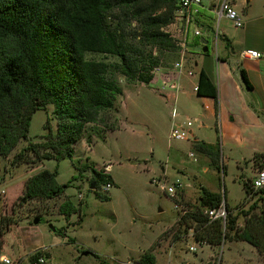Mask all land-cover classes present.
I'll list each match as a JSON object with an SVG mask.
<instances>
[{"label":"rangeland","instance_id":"374dc122","mask_svg":"<svg viewBox=\"0 0 264 264\" xmlns=\"http://www.w3.org/2000/svg\"><path fill=\"white\" fill-rule=\"evenodd\" d=\"M213 1L217 2L204 0V4ZM215 20L218 25V16ZM184 21L179 17L167 28L179 40H185L182 32ZM196 28L194 24L191 25L188 41L198 43L202 51L205 38L210 41L213 52V41L206 35L197 37ZM92 57L108 62L115 60L112 57L107 60L104 55ZM173 70L178 77L179 72L175 67L171 70L158 68L155 80L150 85L130 83L119 76L124 94L117 100L118 110L112 112L110 118L107 116L109 124L116 125V130H108L99 124L91 125L89 133L92 134V143L90 145L87 141L88 136L83 137L76 145L75 157L78 165L90 162L105 168L112 164L109 171L116 184L108 193L104 186L92 191V173L85 172L82 177L76 175L79 179L71 183L72 187L66 190V194L73 198L79 211L69 220L60 214V205L66 199L64 196L55 198L53 201L56 203L51 204L45 212L39 209L40 204L36 201H24V193L14 196L16 191L12 188V178L17 176L23 181L30 173L27 170L34 171L39 165V160L31 153L21 162L15 159L16 155L30 142L45 141V136L50 132L45 127L48 120L52 131L56 132L58 128L53 106L35 113L29 133L30 141L23 139L12 154L0 155V222L4 226V235L0 237V254L18 260L17 264H30V256L42 248L34 251L31 249L38 245L26 248L23 231L27 226H34L36 216L43 214L47 222H40L36 226L49 234L45 264H141V257L147 252L157 257V264H264V201H260L262 193L254 189L247 198L244 188L246 180L234 183L233 171L225 180L223 168L219 170L218 188L231 208L230 211L227 209L228 216L230 213L238 216L235 230H229L228 238L223 236L220 245L211 243L204 228L189 230L180 222L182 214L195 208L198 201L191 203L181 199L186 189L193 187V183H185L186 189L179 191L175 197L152 183L153 177L167 178L169 185H174L178 180L187 182L191 179L186 174H180V170L202 176L203 166H210L209 160H204L192 140H175L170 136L174 124L171 117L173 103L165 98L163 92L165 82L172 79L170 74ZM177 106L180 109V105ZM182 119L179 117L177 121ZM98 131H105L103 135L106 138H99ZM191 152L195 153L197 161L190 157ZM80 159L83 160L81 164L78 162ZM14 160L17 162L14 163ZM46 164L52 170L58 169L61 184L69 183L74 174H78L69 159L59 163L47 161ZM36 171L39 172V168ZM80 194L83 195L82 199ZM104 196H109L110 200H103L101 197ZM20 224L22 227H18ZM50 225L56 228V232ZM224 230L228 232L225 224ZM244 231L254 237L258 246L238 239L237 234ZM203 235L206 237L200 240L198 236ZM87 251L92 253L84 255Z\"/></svg>","mask_w":264,"mask_h":264},{"label":"trees","instance_id":"16d2710c","mask_svg":"<svg viewBox=\"0 0 264 264\" xmlns=\"http://www.w3.org/2000/svg\"><path fill=\"white\" fill-rule=\"evenodd\" d=\"M182 1L0 0V155L12 154L23 139L30 141L35 113L53 106L56 132L52 131L48 120L45 127L50 132L45 141L30 142L15 159L21 162L29 153L43 162L54 160L59 163L69 159L81 177L85 172L92 173L91 182L95 183L96 191L106 184H115L105 168L90 162L82 163L81 159L78 162L82 165H78L76 145L86 136L91 145V125L116 130V125L109 124L108 118L118 110L117 100L124 94L119 76L130 83L150 85L158 68L171 70L176 62L187 59L184 52L191 45L188 39L192 24L207 26L208 30L212 28L207 22L201 23V11L188 25L187 14L182 17L185 40L177 39L168 31L167 28L178 21ZM93 55L115 60H99ZM198 91L201 95L218 97L217 88L204 70L200 73ZM104 132L98 131V137L105 139ZM195 147L217 165L218 145L198 142ZM42 150L45 152L41 153ZM256 157L264 166V155ZM217 168L220 170L219 166ZM58 176L57 168H44L32 175L26 182L23 200H52L64 196L60 214L69 220L78 213L79 207L66 195V190L79 178L75 175L69 183L61 184ZM244 188L247 195L254 189L249 182L244 183ZM258 192L262 193L260 201H264V190ZM101 198L110 200L109 196ZM224 201L230 211L227 198L221 192L201 187L195 208L182 214L181 224L189 230L204 228L211 243L220 245L223 236L228 238L229 230H235L238 216L230 213L226 222L228 232H225L223 219L212 221L205 211L220 207ZM36 219L47 222L43 214L37 215ZM0 223L2 237L4 226ZM57 232L63 233L62 230ZM206 236L198 237L202 240ZM237 237L258 246L248 231ZM45 256L46 251H37L30 256L31 262ZM140 263L157 264V257L147 252Z\"/></svg>","mask_w":264,"mask_h":264},{"label":"crops","instance_id":"0c3cea01","mask_svg":"<svg viewBox=\"0 0 264 264\" xmlns=\"http://www.w3.org/2000/svg\"><path fill=\"white\" fill-rule=\"evenodd\" d=\"M224 1L217 0L208 5L204 4L201 10V23L207 22L212 28L208 30L207 26L206 28L199 26L203 33L197 37L208 36L213 41L214 51L210 50L209 40L203 41V45L208 47H203L202 51L200 45L190 41L191 45L185 51L187 59H183L186 73L176 77L173 70L170 74L172 79L165 82L166 88L163 92L165 98L177 107L180 117L183 118L178 123H184L187 119L193 120L191 128L193 137L190 140L195 145L198 142H205L218 145L220 148L217 165H214L209 156L201 154L204 160L208 159L210 162V166H203L202 176L194 172L188 173L185 169L179 171L180 174H186L193 180L184 182L193 183V187L186 189L181 198L182 201L191 203H196L200 197L201 187L213 192H221L218 188L220 171L217 166L223 168L225 180L230 171H233L234 183L237 180H246L251 183L259 171L264 170L262 161L256 157L259 154L264 155V0H228L244 22L240 28L235 27L226 16H220ZM216 16L219 18L218 25H216ZM206 48L208 50H205ZM245 50L260 52L262 57L259 59L242 57ZM203 70L217 88V99L201 95L196 90ZM189 71H192L193 75H189ZM177 104L180 105V109ZM191 158H197L195 153ZM46 162L39 161L38 167L34 169L52 170L53 168ZM110 165L111 169L112 164ZM34 171L27 170L30 173H38ZM30 173L23 181L17 176L12 178L13 187L10 186L16 191L14 196L24 193L26 182L32 176ZM14 180L18 183L13 182ZM225 196L227 197V194ZM53 200H49V202L52 201L50 204L56 203ZM36 225L38 224L27 226L23 231L25 247L38 245L31 251L41 248L48 250L49 234L47 235Z\"/></svg>","mask_w":264,"mask_h":264},{"label":"built area","instance_id":"2783aa9c","mask_svg":"<svg viewBox=\"0 0 264 264\" xmlns=\"http://www.w3.org/2000/svg\"><path fill=\"white\" fill-rule=\"evenodd\" d=\"M204 7V0H183L182 1V9H180L177 13L178 18L183 17L187 14V25L189 22L194 21V17H196L198 14H200L201 9ZM193 16V19H192ZM220 16H226L229 20H231L235 27L240 28L243 26L244 22L241 19L238 11L228 2V0H225L221 5V13ZM184 18V17H183ZM202 30L199 26H197L195 34L196 36L202 35ZM242 57H248V58H255L259 59L262 57L260 52H257L255 50H245L242 53ZM175 69L178 70L179 75H182L183 73H186V70L184 69V64L182 62H177L175 65ZM189 75H193L192 71L188 72ZM196 90H198V87H196ZM171 117L174 122L173 127L171 129V138L175 140H190V138L193 137L192 134V126H193V120L187 119L184 123H178V118L180 117L179 111L176 106H173ZM191 157L194 156V153L190 154ZM197 160V159H195ZM111 165H107L106 169L110 170ZM152 183H155V185L160 186L162 190L166 194H170L171 196L175 197L179 191H183L186 189V184L180 180H178L174 185L168 183L167 178L162 177H154L152 179ZM253 188L255 191L264 190V170L259 171L258 175L252 182ZM113 187L112 183L104 185L105 192H109ZM80 199L83 198V195H79ZM37 202L40 204L39 209L43 212L46 211L50 207L49 200H33L32 202ZM48 201V202H47ZM35 202V203H36ZM46 204V205H45ZM178 208H180L179 205H176ZM61 207V205H60ZM186 212V211H185ZM205 213L209 216V218L214 221L216 219H223L224 224L226 225L227 218H228V211H227V205L225 201L223 204L215 209H209L206 210ZM43 251H46V248H42ZM18 260H14L11 257L1 254L0 255V264H17ZM47 262V259L45 257H40L37 262L32 263L30 261V264H45Z\"/></svg>","mask_w":264,"mask_h":264},{"label":"water","instance_id":"95a60500","mask_svg":"<svg viewBox=\"0 0 264 264\" xmlns=\"http://www.w3.org/2000/svg\"><path fill=\"white\" fill-rule=\"evenodd\" d=\"M207 43V42H206ZM205 50H208V48H206ZM92 190H96L95 189V183L91 184V187H90ZM40 223V219H36L35 220V224H39ZM50 228H52L54 231H56V228L53 226V225H50ZM92 252L90 251H87L84 253V255H89L91 254Z\"/></svg>","mask_w":264,"mask_h":264},{"label":"clouds","instance_id":"9594fccd","mask_svg":"<svg viewBox=\"0 0 264 264\" xmlns=\"http://www.w3.org/2000/svg\"><path fill=\"white\" fill-rule=\"evenodd\" d=\"M107 166V165H106ZM106 166H105V169H106ZM107 170V169H106ZM109 172V170H107ZM114 185V184H113Z\"/></svg>","mask_w":264,"mask_h":264}]
</instances>
